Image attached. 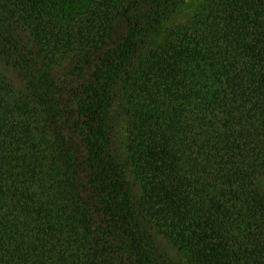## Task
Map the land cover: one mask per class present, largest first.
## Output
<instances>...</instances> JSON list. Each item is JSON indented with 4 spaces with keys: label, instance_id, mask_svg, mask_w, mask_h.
<instances>
[{
    "label": "trees",
    "instance_id": "1",
    "mask_svg": "<svg viewBox=\"0 0 264 264\" xmlns=\"http://www.w3.org/2000/svg\"><path fill=\"white\" fill-rule=\"evenodd\" d=\"M186 1L0 0V264H264V0Z\"/></svg>",
    "mask_w": 264,
    "mask_h": 264
},
{
    "label": "rangeland",
    "instance_id": "2",
    "mask_svg": "<svg viewBox=\"0 0 264 264\" xmlns=\"http://www.w3.org/2000/svg\"><path fill=\"white\" fill-rule=\"evenodd\" d=\"M195 2H196L195 0H187L183 5H181L180 8L178 9L177 13L174 16L173 21L174 20H180L181 18H183L184 16L189 14L192 11V9L194 8ZM161 36H162L161 35V29L153 30L152 34H151V38H150L151 43H156L157 41H159ZM7 73L11 74L8 69H7ZM116 123L118 126L116 147L118 150V154L120 155V158L122 157V159H124L125 158V149L123 148L124 147L123 146L124 139H125L124 125H123V122L119 119L117 120ZM158 239H159V242H160L162 249H164L165 251L168 252L173 263L181 264L177 253L171 247V245H169V243L165 239H163L162 237H159Z\"/></svg>",
    "mask_w": 264,
    "mask_h": 264
}]
</instances>
